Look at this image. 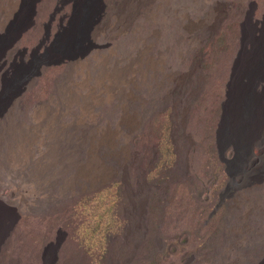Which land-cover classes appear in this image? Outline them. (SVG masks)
<instances>
[{
	"label": "rangeland",
	"instance_id": "obj_1",
	"mask_svg": "<svg viewBox=\"0 0 264 264\" xmlns=\"http://www.w3.org/2000/svg\"><path fill=\"white\" fill-rule=\"evenodd\" d=\"M30 1L0 0V24L14 29ZM60 1L42 0L35 26L0 71V110L5 107L0 117V211L5 214L0 215V264H43L44 248L64 234L57 264H190L193 258V264H243V254L250 252L243 250L246 243L257 240L264 251V226L258 235L250 226L252 215L264 221V117L254 118L249 132L242 133L238 154L229 148L239 171L233 175L237 192L227 202L233 207L217 216L228 219L222 226L229 227L226 240L198 232L228 183L215 134L240 50L237 23L222 32L191 74L186 49L176 46L180 26L165 16L166 0H118L111 33L95 32L118 46L113 58L93 59L90 66L77 61L70 70L44 68L14 100L31 51L44 39V26ZM226 1L215 0L217 24ZM251 3L262 20L264 0H245L247 12ZM63 15L53 24L52 38L61 30ZM201 25L193 24L192 32ZM258 43L249 45L243 64L254 57ZM25 49L28 58L21 62L16 52ZM182 61L180 76L176 69L167 70ZM236 79L247 82L241 73ZM178 83L180 106H163L165 89L175 91ZM259 84L264 88V82ZM236 126L242 127L241 115ZM212 185L216 195L203 209ZM143 188L147 191L139 195ZM243 201L248 204L246 234L237 209Z\"/></svg>",
	"mask_w": 264,
	"mask_h": 264
},
{
	"label": "bare ground",
	"instance_id": "obj_2",
	"mask_svg": "<svg viewBox=\"0 0 264 264\" xmlns=\"http://www.w3.org/2000/svg\"><path fill=\"white\" fill-rule=\"evenodd\" d=\"M188 1L189 0H166L163 10L166 12V18L169 20L174 19L176 24L180 26V36L177 39L176 46L180 49H186V63L189 65L186 69L191 74L198 70V65L200 64L199 59L204 60L208 56L210 46L214 45L222 32L228 29L230 30L232 24L237 23L239 26L240 50L231 68V82L228 85V87L232 85L231 93L227 95L228 100L222 105V116H220L221 120L217 125L215 134L219 161L224 165V173L228 177V183L219 192L218 203L214 205L208 219L204 222L202 227L198 228L199 233L203 230H207L209 233L213 234L214 240L216 235H224L225 239L229 227L226 226L222 230V226L227 224L228 219L226 217L217 219V216L221 210H225L226 208L231 210L233 207L227 205V202L234 198L237 192V189L233 187L237 182V180L233 178V175L239 171V169H237V159L228 157L229 148L233 146L234 153L238 154L242 133L247 134V132H249V124L254 118L257 117L261 119L264 117V106H261V102L264 99V88L259 84L264 82V17H262V20L256 18L258 6L255 3H251V10L247 12L245 0H228L221 6L223 16L217 24L214 13L216 7L215 0H190V4H188ZM41 2L42 0H31L24 17L17 22L14 29L7 30L5 25L0 24L5 32V34L0 36V59L3 58L0 71L7 65L9 52H13L14 47L20 42L22 37L35 26L37 7ZM142 8L144 9V7ZM118 11V0H61L54 9V12L50 15L48 23L44 26V39L31 51V59L28 65H25L26 71L18 83L13 99L18 100L22 94L26 92L27 88H25V86L40 77L41 71L44 68L63 65L70 70L77 61L90 66L93 59L102 58V62H106L107 59L113 58L116 55L118 46H115L113 40H101L97 38L95 32L97 30H103L107 34H110L112 31L111 26L114 23V18L117 16ZM172 12H175V14H168ZM62 13H64V15L60 18L61 30L52 38L53 24ZM243 17L245 18V22H242ZM195 23H202L200 26L202 29L193 33L191 26ZM253 40L259 42L257 48L254 50V57L250 60H245L244 62L246 63L243 64V59L247 57L249 45L251 44L252 46ZM130 46L131 52H133L134 43L132 42ZM41 49H44V53L38 55ZM16 54H18V59L21 62L28 58L27 49L22 52L17 51ZM152 56L153 52L150 57ZM175 66L176 67L172 66L167 68V70L172 71L176 69L177 72L175 75L180 76V71L184 67L183 61L176 63ZM116 67L117 66H112V68ZM239 73H241L242 77L247 79L246 83L236 79ZM234 77L235 79L232 80ZM192 83L193 80L190 82L191 86ZM261 89L263 92L258 94L257 91ZM186 93H188V91H186ZM182 94L183 87L179 83L176 85L175 91L172 89H165L166 97L161 100L163 103L162 105L165 107L171 104H174V107L180 106V100L175 99V97H182ZM4 111L5 107L3 110H0V117L3 116ZM240 115L242 127L238 129L236 125ZM250 153L251 145L248 144L247 155ZM145 184L146 180L143 181V185ZM149 187L148 192H151V185ZM215 187L216 185H212L211 188L207 189L211 196L206 202L202 203L203 209L212 205V200L214 198L212 194L216 195ZM146 191L147 190L143 188L138 193L141 195ZM194 191L197 192L198 189L196 188ZM167 192L165 195H167ZM246 202L247 201L241 202L240 206L237 208L244 218L241 225L245 234L248 233L246 221L248 204ZM146 213L148 214V211ZM0 215L1 217L5 216L3 211H0ZM263 223L262 216L258 214L251 216L250 226L256 235L261 234L262 226H264ZM14 225L8 231H11ZM58 234H61V232ZM64 235L65 238L67 234ZM146 237L147 233L144 234V238ZM64 238H57L56 243H51L44 248L42 254L43 264H57L59 260L58 253ZM5 239L6 235L3 241H5ZM215 244L216 243L212 241L211 249L215 248ZM122 245L125 244L122 243ZM140 245L141 242L135 243L132 249V255L127 261L128 263L136 258V253ZM244 246L243 250L247 251L250 249V252H244L246 255H249V259L243 254V258H245L243 264H264L262 243L256 240L254 244L246 243ZM195 261L196 259L193 258L190 264H193Z\"/></svg>",
	"mask_w": 264,
	"mask_h": 264
}]
</instances>
